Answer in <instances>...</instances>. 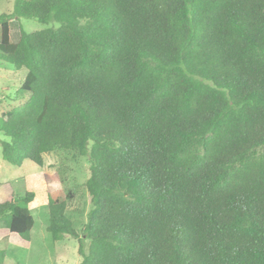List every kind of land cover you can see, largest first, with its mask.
Here are the masks:
<instances>
[{
    "label": "trees",
    "instance_id": "obj_1",
    "mask_svg": "<svg viewBox=\"0 0 264 264\" xmlns=\"http://www.w3.org/2000/svg\"><path fill=\"white\" fill-rule=\"evenodd\" d=\"M0 62L28 93L0 114L2 160L89 157L81 236L77 190L44 176L46 230L79 264H264V0H15ZM33 200L0 203L25 243Z\"/></svg>",
    "mask_w": 264,
    "mask_h": 264
},
{
    "label": "rangeland",
    "instance_id": "obj_2",
    "mask_svg": "<svg viewBox=\"0 0 264 264\" xmlns=\"http://www.w3.org/2000/svg\"><path fill=\"white\" fill-rule=\"evenodd\" d=\"M14 2L15 0H0V16L11 14ZM20 24L26 33L59 27L55 22L44 25L34 19H21ZM10 27L13 35L18 38L17 24L12 22ZM26 72L24 68L15 70L10 64L0 62V114L19 109L27 100L28 93H21L19 90ZM2 139L0 135V140ZM43 159L42 168L29 160H25L20 167H15L2 160L0 149V203L5 202L11 195L17 199L25 192H32L34 200L29 208L35 219L30 241L27 243L0 227V251L5 252L2 264H79L81 262L75 240L65 239L53 243L46 230L48 220L44 176H52L58 171L64 179L63 187L67 190H77L75 199L68 204L66 215L75 222L77 232L81 236L90 209L84 189V183L89 176V157L51 153L44 155ZM87 244L86 242L85 245Z\"/></svg>",
    "mask_w": 264,
    "mask_h": 264
},
{
    "label": "crops",
    "instance_id": "obj_3",
    "mask_svg": "<svg viewBox=\"0 0 264 264\" xmlns=\"http://www.w3.org/2000/svg\"><path fill=\"white\" fill-rule=\"evenodd\" d=\"M11 41H12V42H16V39L13 40V39L11 38Z\"/></svg>",
    "mask_w": 264,
    "mask_h": 264
}]
</instances>
